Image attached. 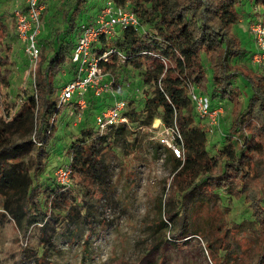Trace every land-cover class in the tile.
<instances>
[{
  "label": "trees",
  "instance_id": "obj_1",
  "mask_svg": "<svg viewBox=\"0 0 264 264\" xmlns=\"http://www.w3.org/2000/svg\"><path fill=\"white\" fill-rule=\"evenodd\" d=\"M85 1L74 0L75 5L62 10L61 19L68 23L57 45V13L43 8L42 13L51 18L40 37L31 94L9 107L1 95L8 79L0 73V208L4 210L0 214L12 217L24 235L31 223L39 224L42 231L52 222L64 229L73 224L75 232L87 217L83 202L61 199L66 186L54 176L44 175H48L44 170L47 145L61 109L57 100L63 84L58 83L55 72L66 57L70 62L74 42L66 35L79 28L74 18ZM111 1L130 7L140 23L138 27H119L113 37H101L95 47L97 51L114 48L122 55L111 52L99 61L115 77L123 64L142 69L143 104L137 107L135 98H129V121L133 127L149 126L159 118L164 125L175 122L182 133L184 158L168 152L171 177L164 213L177 225L170 237L181 240L196 234L206 238L204 246L212 264H264V70L251 67L250 55L233 31L242 5L264 8V0ZM0 24L3 35L6 23ZM142 24L152 29L141 30ZM9 49L7 45L0 55L2 66L9 63ZM189 84L211 99L230 104L220 147H207L210 130L194 111ZM88 102L91 107L106 103L99 98ZM131 132L135 131L122 126H110L105 133L89 127L68 146L69 161L62 164H71L72 178L89 197H109L114 192L108 179L109 152L115 142L124 148ZM154 145L159 147L156 141ZM22 158H28V167L20 165ZM217 192L243 200L251 216L254 235L235 255L230 238L242 221L228 218L226 205L223 209L214 201ZM198 194L202 197H196ZM28 248L26 257L37 253Z\"/></svg>",
  "mask_w": 264,
  "mask_h": 264
},
{
  "label": "rangeland",
  "instance_id": "obj_2",
  "mask_svg": "<svg viewBox=\"0 0 264 264\" xmlns=\"http://www.w3.org/2000/svg\"><path fill=\"white\" fill-rule=\"evenodd\" d=\"M105 1L87 0L83 6L81 4L83 10L74 18L76 25L85 22L88 16H93L99 7L105 5ZM43 2L45 9L57 13L54 18L60 27V32L54 40L57 45L63 37L64 26L68 23L61 19V12L68 8V4L75 5V3L74 0ZM18 3L20 6L23 5V0H0V23L2 21L6 23L4 34L0 35V55L4 53L7 45H10L9 63L6 66L0 65V73H4L8 79L1 95L9 107L31 94L34 89L35 71H31L28 67L29 62L23 50V43L15 33L11 13ZM242 9L238 21L233 25V31L240 41V46L249 55L255 47L249 35L248 25L253 20H264V8L252 7L244 3ZM42 15L43 28L38 39L39 47L40 37L48 30L47 22L51 18L45 12ZM50 21L53 22L52 19ZM116 28L118 30L119 27ZM140 28L152 29L144 24ZM77 30V27L74 28L66 38L74 42ZM46 49L48 50L49 46ZM249 64L254 68L250 62ZM119 67L120 71L116 73L118 77H115L118 82L115 85L117 97L128 101L133 97L137 107H141L145 89L141 82L142 69L125 64ZM71 69V63L66 57L55 72L58 83L64 84L72 78ZM151 93L149 91L148 95ZM104 100L111 102L107 94L101 98V101ZM210 104L211 107L219 105L223 107L219 124L214 125L211 132L207 133V147L213 149L223 143V131L228 124L230 104L225 100L211 98ZM89 106L83 112L74 111V114L70 113V104L61 106L57 114L54 134L47 145L44 170L48 175L46 173L44 175L53 176V168L69 161L66 150L75 137H81L83 129L96 128L94 115L100 107ZM78 115H80L79 120L76 117ZM156 119L149 126L152 130H149L148 126H143L131 132L126 137L124 148L118 145L119 142L112 144L108 161V179L114 189L111 196L89 197L75 178H71L69 184L62 189L61 199L83 202L85 205L82 211L86 210L87 217L81 219L75 232L72 230L73 224L64 229L52 222L42 231L39 224L31 223L24 235L23 230L16 226L12 217L7 213L2 216L0 214L3 218L0 221V264H212L204 246L206 238L196 234L181 240H173L170 237L177 228V225L168 220L164 213L168 209L171 163L167 149L160 144L159 147H155V140L149 137L155 135L161 127L160 119L159 124L154 123ZM202 121H205L209 127L206 118ZM106 131L107 128L103 133ZM143 138H148L149 141L145 142ZM20 165L28 167V158H22ZM196 197L202 196L198 194ZM213 198L217 204L222 205V208L226 205L225 209L231 221H242L237 232L230 238L232 253L235 255L254 235L251 216L245 207V202L236 199L233 195L217 192ZM2 211L4 210L0 208L1 213ZM28 247L37 253L26 257L24 254L29 250ZM40 256L42 258H39Z\"/></svg>",
  "mask_w": 264,
  "mask_h": 264
},
{
  "label": "built area",
  "instance_id": "obj_3",
  "mask_svg": "<svg viewBox=\"0 0 264 264\" xmlns=\"http://www.w3.org/2000/svg\"><path fill=\"white\" fill-rule=\"evenodd\" d=\"M19 4L11 10L15 33L23 43L29 69L35 71L40 49L38 39L43 28L41 13L44 4L41 0H23V5ZM139 25L137 15L130 7L116 5L111 0H106L105 5L99 7L88 21L79 24L70 54L72 78L61 87L57 102L61 106L70 104V113L74 114V111L83 112L88 107L89 98L101 99L107 94L111 102L100 104L99 110L94 115L96 130L100 132L110 126H124L133 131L143 127L142 125L132 126L126 115L129 101L118 98L116 95L115 75L105 72L99 65V61L106 60L109 53L116 52L119 55L120 53L114 48L105 51H97L95 48L101 37L105 39L113 37L116 27H138ZM248 26L249 35L255 47V50L249 54L250 63L254 68L264 70V20H253ZM120 56L122 57V55ZM188 87L190 101L196 115L201 119H207L211 132L212 127L219 124L223 107L220 105L211 107L210 99L205 93L198 90L193 84H189ZM136 91H138L137 88ZM76 117L78 120L80 119V115ZM157 119L159 120V118ZM160 124L161 127L155 135L149 137L167 149L173 157L183 159L181 131L175 122L171 125H164L161 121ZM143 140L149 141L148 138H143ZM72 172L70 163L61 164L54 168L53 176L59 184L67 186L72 178Z\"/></svg>",
  "mask_w": 264,
  "mask_h": 264
},
{
  "label": "bare ground",
  "instance_id": "obj_4",
  "mask_svg": "<svg viewBox=\"0 0 264 264\" xmlns=\"http://www.w3.org/2000/svg\"><path fill=\"white\" fill-rule=\"evenodd\" d=\"M158 121H159V120H158V119H156V121H155L154 123H158ZM158 124H159V123H158ZM158 124H157V125H158Z\"/></svg>",
  "mask_w": 264,
  "mask_h": 264
}]
</instances>
